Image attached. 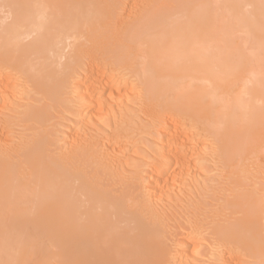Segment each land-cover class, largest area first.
<instances>
[{"label":"bare ground","instance_id":"6f19581e","mask_svg":"<svg viewBox=\"0 0 264 264\" xmlns=\"http://www.w3.org/2000/svg\"><path fill=\"white\" fill-rule=\"evenodd\" d=\"M4 1L11 22L3 24L5 19H1L0 64L20 72L38 93L54 82H61L63 88L67 78L61 79L51 63L53 78L47 81L38 63L47 59V52H57L61 41L71 40L64 75L87 73L76 88L81 93V113L95 122L103 123L102 113L111 108V99L115 103L121 99L120 83L113 78L107 81L113 76L108 70L100 71L98 65L109 57L116 65L138 61L131 68L142 84L141 108L155 121L157 130L161 118L167 116L160 129L161 145L153 147L157 151H153L156 163L148 174L151 177L143 180L149 182L152 199L161 197L165 187L170 191L177 188L192 166L188 156L191 158L196 147L190 136L178 130L181 116L205 124L218 143L220 160L225 164L237 162L234 172L256 165L258 154L264 150V60L263 66H255L257 69L249 66L251 56L236 42L231 25L244 28L248 37H256L258 48H264V0H151L135 14L130 10L134 0H130V9L125 0ZM243 5L253 8L249 15L242 10ZM123 13L130 19L125 20ZM32 33L35 37L23 43ZM110 38L119 43L118 48H110ZM16 88L0 74V106L18 93ZM59 90L56 85L51 92ZM104 94L107 97L101 99ZM47 112L44 106L30 108L27 119L38 129L46 123ZM6 135L0 129V264H176L173 259L170 262L165 250L161 237L165 229L159 217L151 214L156 211L152 208L150 212L151 207L141 202L142 198L134 199V191L125 189L116 195L118 191L113 194L114 190H109L116 188L114 180L86 181L81 187L88 206L80 213L69 191L71 176L63 162L53 163L48 156L45 136L38 132L31 141L13 145ZM114 147L102 151L107 162L114 161ZM76 153L73 162L90 155L87 149ZM241 179L233 177L227 187L230 196L225 207L230 212L208 231L206 236L213 237L209 249H200L205 231L192 217L194 213L190 216L194 220L183 216L182 244L191 249L188 255L184 253L187 256L182 253L183 258H189H184L185 264H198L194 258L200 256L213 257L217 249L223 254V264H241L242 255L243 260L247 257L255 264H264V240L259 228L264 202L260 195L246 190L245 179ZM154 199L153 204L158 203ZM47 244L56 250L50 251Z\"/></svg>","mask_w":264,"mask_h":264},{"label":"rangeland","instance_id":"374dc122","mask_svg":"<svg viewBox=\"0 0 264 264\" xmlns=\"http://www.w3.org/2000/svg\"><path fill=\"white\" fill-rule=\"evenodd\" d=\"M149 1L151 0H134V4L131 5V8L129 3L132 2H130V0H125V6L126 8H128L127 6H129V9L131 8L130 10L132 11V14H135L139 12L142 4H146ZM127 3L128 5H126ZM252 9L253 8L249 5L242 6V10L247 15H249L248 12H251ZM8 10L9 7L7 6V2L4 0H0V26L2 25L1 19H5L3 24L11 22V17L7 15V13L9 12ZM123 14H125V20L130 19L126 18V13ZM215 14L220 15L221 12L215 11ZM231 27L233 28L234 38L236 39L238 45L242 46L243 52H245L246 55L251 56V62L249 66L255 68V66L259 67L260 65H262L264 60V48H258L256 37L249 36V38L248 35H246V30L244 28H240L237 24H232ZM34 37L35 33H32L29 37L24 38L22 42L27 43ZM111 39L112 38H110L109 40L110 42L113 41ZM121 42L125 45L129 44H127V42H125L124 40H121ZM71 44V40L61 41V43L58 45L57 52L53 54L51 52H47V59L42 63H38L39 69L43 68L44 78L50 82L52 81L53 75L51 74L49 66H51L52 63L51 67L54 68L58 74L63 76L61 79L67 78V83L63 85L64 89L61 88V82H58V84H56L57 82H54V84L48 87L45 92L38 93L34 88L30 86V84L25 80L20 72L7 70L5 66H2L0 64V74L3 77V80L8 81L10 83V87L17 86L18 89H16L19 90L18 93L15 94V96H12L13 98L10 97L9 99H7L8 101H10L8 104V101L5 99V101L7 102H4V107H2L3 105L0 106V129L4 131L5 135L7 134L6 136L11 137L10 140L12 139V142H10L13 145H16L18 142L25 143L27 141H31L32 137L38 132H41L45 136L47 140L48 156H50L53 163L63 162V165L65 166V168H67L71 176L68 182L69 191L74 197L80 213H84L86 207L88 206L87 198L82 193L81 186L83 183H85L86 181V184L92 183L100 179H105L108 181L114 180L117 184L116 188H109V190H114L112 191L113 194L118 191L116 195H119L120 191L130 189V192L134 191L136 193L134 195H137L136 198H134L135 196L132 194L134 199L140 201L142 198L141 202H148L145 204H149L148 206L151 207L149 208L150 212L153 211L152 208H154L156 212L153 211L151 212V214L155 218L159 217V223L165 229V233H162L161 237H163L165 250L169 254L170 262L173 259L176 261V264H183L184 261L186 262L187 260H184V258H188H183V256H187L188 253L191 252L190 248L188 249L182 244L184 235L182 234L181 226L185 224V218L183 220V216H185L186 218H190V216H192V214L194 213L192 217L197 221V223H199L201 226H204L203 230L205 231H201L204 232V235L202 234L204 240L203 238H201L203 241H201L202 245L200 244V249H207L208 247H210L211 242L213 241V237L210 238L209 236H206L207 233H209L208 231L211 230L212 226L222 223V219L228 216V213L230 212V209L228 207H225V200L230 196L229 194H227V187H230L229 184L233 177L239 179L243 177L245 180H241H244V183H246L244 185L246 187V190L254 192L257 196L260 195L259 198L261 199V203L264 202V150L258 154V158L256 159L257 163L254 167H245L243 170L239 169V171L234 172L233 170L234 167H236L237 162H233V164H225L220 160L217 146L218 143L216 142L215 137L213 135H210L208 128L205 127V124L202 121H197L189 117L191 119L190 120L187 119V116H181L182 118L178 117L179 120H176L177 123L179 122L177 124V126L179 127L178 130L184 134H187V136H190L192 138V141H194L196 147V151L194 150V154L191 156V158H189L188 156V159H191L190 161L192 162V166L189 168L187 176H184L181 182H178L177 188L175 187L174 189H171V192L170 189L165 187L166 194L163 193V197L161 196L162 198L158 195L160 200L159 198L154 196L156 198H153L154 203L155 200L156 202L158 201V203L153 204V196L150 195L151 193L148 190L149 182L147 180L146 182L143 180H145L146 178L150 179L151 177V175L148 174L152 173V166L154 165V163H156L154 162L156 160V155H154V153L156 154V148L158 149L161 145L159 134L163 129V126L161 125L165 124L164 121L167 116H163L161 118V128L159 127L158 130L155 129V121H153V119L145 109L143 110V92L141 90L142 84L140 81V77H135V75L133 74L135 71L131 68L132 63L137 64L138 61H136L135 63L134 61L132 63L129 62L131 65H129V63H117L116 65L115 61L113 62L112 59H110L111 57H109L108 60L105 59L101 65H98L101 67V69L100 67L98 68L100 71L103 69H105V71L108 70L110 76H113L111 78L109 77L110 79L108 78L107 81H113V78L115 82L117 81V84L120 83L119 89L121 90H119V97L122 100L120 99V103H118L119 101L115 103L116 101L114 102L113 99H111L113 103L111 105V108L102 113V118L105 123L104 121L103 123L95 122L89 115H85L84 112L81 113L82 107L80 106H83V103L80 96L81 93L78 92L76 87L81 84L83 77L86 76L87 73L84 72V70L83 72L81 71V73H79L80 71H77V73L75 71L74 74L73 72H71L64 75L65 65L71 54ZM111 44L112 45L109 44L111 46L109 47L112 49L119 47V43H117V41L115 40L111 42ZM129 45H131V47L135 46L134 43H130ZM127 68H129V71ZM81 74L84 75L82 76ZM56 85H59L60 90L62 91L59 90L57 93L53 94L54 92H51V89ZM123 94L125 96H123ZM74 96H76L77 98H75ZM103 96L100 95V97H102L101 99H105V97H107L106 94H104ZM55 101L56 103H54ZM1 102L3 103V101ZM1 102L0 105L2 104ZM56 104L58 106H56ZM39 106H44L46 108V111H48V118L44 125L38 126V129H36L34 124L27 119V112L30 108ZM141 106L143 108H141ZM53 107L55 108L54 110ZM107 111L110 114H107ZM121 122L122 124L124 123L123 126ZM146 122L150 125L148 126ZM147 128H149L150 130ZM151 129L153 130V132H151ZM152 133H154L155 135L157 133L159 138ZM72 139H74V141H72ZM154 139L156 140V142ZM113 142H118L120 145L117 143V145L115 146L113 145ZM49 143L50 145H48ZM156 145L159 146L156 147ZM112 147L114 148L111 150L117 152L116 154L114 153V156H112L113 152H110L109 150V152L111 153L110 155L114 159V161L112 160L113 162L111 163L109 159V162H107L106 158H102L105 155L104 152L102 153V151H104L105 148L110 149ZM80 149L89 150V157L81 162L71 161V158L74 157L75 154H77L76 152ZM150 150L152 151V153ZM153 151L155 152L153 153ZM99 153L101 154L99 155ZM149 164L151 166H149ZM147 169L149 170L147 171ZM260 170L263 172H261ZM167 194L170 196H168ZM188 197L190 198L186 199ZM183 198H185L184 200H187V202L192 198L195 199H192L193 201L190 200L195 205H193L192 203L190 204V201L187 204V202L184 201ZM153 205H157V207L155 208ZM262 205H264V203H262ZM195 207L197 208V213L194 212L196 210ZM223 207L227 209L225 210ZM29 209H32V205L29 206ZM191 212L193 213L191 214ZM199 218L201 219V221H199ZM204 218L206 220L205 223ZM218 220H220V222H217ZM259 228L261 232V238L264 240V215L261 219ZM47 247L50 251L54 252L56 250L49 244H47ZM186 249H188V251ZM183 250L186 252H181ZM219 251L220 249H217V254L215 253L216 255H213L214 259H212V256V258L210 257V259L208 257L210 255H207V257L200 256L198 257V259L194 258V260L197 261L198 264H223V254L221 253V251ZM182 253H187V255H183ZM220 253L222 254V257ZM216 256H219L217 260ZM239 257L240 259H242L240 260L242 261L241 264H255L254 262H252L253 260L247 257H244L245 260H243V255ZM51 264L60 263L51 262Z\"/></svg>","mask_w":264,"mask_h":264}]
</instances>
